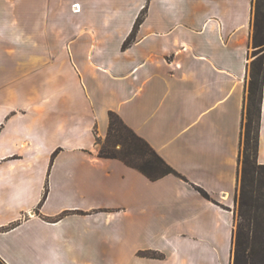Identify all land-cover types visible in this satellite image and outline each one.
Listing matches in <instances>:
<instances>
[{
	"label": "crops",
	"instance_id": "crops-1",
	"mask_svg": "<svg viewBox=\"0 0 264 264\" xmlns=\"http://www.w3.org/2000/svg\"><path fill=\"white\" fill-rule=\"evenodd\" d=\"M253 2L0 0V264H231ZM110 111L178 174L101 157Z\"/></svg>",
	"mask_w": 264,
	"mask_h": 264
},
{
	"label": "trees",
	"instance_id": "trees-1",
	"mask_svg": "<svg viewBox=\"0 0 264 264\" xmlns=\"http://www.w3.org/2000/svg\"><path fill=\"white\" fill-rule=\"evenodd\" d=\"M143 15L144 11L138 15L132 33L142 22ZM252 47L243 120L244 139L241 137L239 156L240 187L236 198L238 223L234 233L233 264H264V164L257 160L264 83V0L253 2ZM101 142L96 138L101 157L120 159L151 180L166 174H178L113 111L109 112L108 132ZM199 191L207 196L201 188Z\"/></svg>",
	"mask_w": 264,
	"mask_h": 264
},
{
	"label": "rangeland",
	"instance_id": "rangeland-1",
	"mask_svg": "<svg viewBox=\"0 0 264 264\" xmlns=\"http://www.w3.org/2000/svg\"><path fill=\"white\" fill-rule=\"evenodd\" d=\"M252 57V56H251ZM252 59V58H251ZM249 74V72H248ZM242 138L244 139V131L242 133ZM105 139V138H104ZM104 139H101V141L104 142ZM101 142V143H103ZM102 145V144H101ZM243 146V145H242ZM119 145L116 147L118 148ZM241 166V164H240ZM239 187H240V176H239V186H238V190H237V195H238V192H239ZM237 223H238V215H237V199H236V205H235V231H236V228H237ZM233 247H234V244H233ZM231 264H233V251H232V260H231Z\"/></svg>",
	"mask_w": 264,
	"mask_h": 264
}]
</instances>
